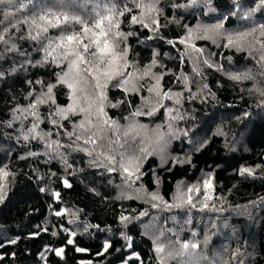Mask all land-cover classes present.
I'll return each mask as SVG.
<instances>
[{
    "label": "trees",
    "instance_id": "trees-1",
    "mask_svg": "<svg viewBox=\"0 0 264 264\" xmlns=\"http://www.w3.org/2000/svg\"><path fill=\"white\" fill-rule=\"evenodd\" d=\"M56 2L0 0V19L4 12L17 9L22 3L27 4L26 12L31 13L54 7ZM78 2L81 7L73 10L85 15L91 13L90 4L85 5L84 0ZM115 2L123 6L131 0ZM186 2L159 0L162 27L156 34L130 25L127 16L121 18L120 30L135 33L126 41L129 60L142 70L151 64L153 54L159 53L155 58L162 67H154L152 71L166 73L161 82L165 90L182 93L178 105L165 101L177 110L173 115L182 117L172 121L175 134L167 137L162 154H153L144 161L143 175L131 186L120 171L108 172L91 166V158L84 152L62 149L71 165L67 167L39 139H23L33 118L13 120L14 109L28 105L30 98L26 97L30 91L33 96L41 91L36 81H43L45 85L54 83L55 73L61 69L51 63H40L43 52L39 44L19 38L26 35L23 25L21 32L15 34L17 50L6 51L0 45V167L6 166L13 174L7 180L6 196L0 203V264H83L86 261L159 264L154 250L156 237L164 243L177 238L198 243L199 247L190 249V255L183 258L185 264H264V107L259 106V94L250 91L256 86L264 87V76L246 51L223 47V39L214 43L211 39L194 38L192 43L204 50L203 56H194L200 60L209 58L223 69L217 71L200 63L202 75L197 76L192 70L193 59L184 56L181 60L185 45L179 43L188 28L210 26L224 17H227L224 29L229 32L258 27L264 24V8L243 19L242 13L255 8L259 0H239L240 9L235 16L230 14L236 10L233 0H208L207 4L174 7ZM22 14L18 12L17 16ZM169 40L176 41L175 46ZM243 72H250L255 79L237 82L226 75ZM181 75L189 77L188 88L195 94L194 98L183 79L177 80ZM151 83L145 77L137 81L142 86L140 91L127 95L110 86L109 100L125 103L107 108L109 116L125 125L124 117L150 98L147 88ZM54 94L61 107L71 102L69 90L63 85H58ZM54 107L40 106L43 122L39 130L58 131L46 118ZM79 119L70 117L72 121ZM135 119L150 128L164 124L162 131H167L164 109L154 116ZM62 123L71 130L68 120ZM57 138L67 142L66 137L55 134L50 139ZM246 167L254 169L252 176L240 175L239 170ZM209 176L212 199L203 211L199 210V204L196 208L153 207L155 202L146 195L158 192L172 202L177 184L185 187L200 184L203 191V181ZM65 179L71 187L64 186ZM53 192L60 193L59 200ZM61 209L65 214L56 216L55 212ZM122 215L128 220L122 222ZM69 238L72 244L67 243ZM12 240L16 243H10ZM106 242L111 245L108 251L98 255ZM77 247L86 251L77 252ZM58 248H64L62 256L55 254ZM136 255L139 260L135 259ZM169 264L177 261L171 260Z\"/></svg>",
    "mask_w": 264,
    "mask_h": 264
},
{
    "label": "snow or ice",
    "instance_id": "snow-or-ice-1",
    "mask_svg": "<svg viewBox=\"0 0 264 264\" xmlns=\"http://www.w3.org/2000/svg\"><path fill=\"white\" fill-rule=\"evenodd\" d=\"M84 3L85 5L90 4L92 7V11L88 15L73 10L81 7L78 0H57L56 6L41 8L39 11L31 13L26 12L27 4L22 3L17 9L3 13V19H0V25H2L0 26V45L5 46L6 51L17 50L15 34L21 32V25H23L26 35L19 38L29 39L39 44L40 50L43 52L40 63H51L61 69L55 73L54 83L45 85L43 81H36L41 85V91L35 96L30 91L26 97L30 98V102L27 106L15 108L12 118L19 120L32 117L31 127L27 129L23 139L26 141L30 137L39 139L44 143L45 148L58 156L67 167H71V165L68 164L62 149L84 152L91 158L89 161L91 166L103 168L108 172L120 171L125 181L131 186L143 175L141 168L144 161L153 154H162L168 142L167 137L175 134L172 121L182 119V117L178 114L173 115L177 110L167 106L165 101L171 100L178 105L181 103L182 93H173L171 89L165 90L161 82L166 73L152 71L154 67H162L155 58L159 53H154L151 64L142 70L137 69L129 60V46L126 41L129 36L135 33L120 30L121 18L127 16L130 25H138L140 28L156 34L162 27L159 19L162 9L159 7V0H131L130 4L125 3L123 6L116 3L115 0H84ZM198 3L207 4L208 0H187L186 4H177L174 7H191ZM233 4L236 10L230 14L235 16L240 9L239 0H233ZM261 8H264V0H259L255 8L242 13L241 18L248 19ZM18 12L23 14L17 16ZM226 19L227 17H224V20ZM224 20L210 26L197 25L196 28H188L186 36L179 40L180 44L185 45V51L181 53V60L183 61L184 56L193 59L192 70L197 76L202 75L200 63L208 68L222 71V66L213 63L209 58L200 60L199 56H194V54L203 56L204 50L197 48L192 41L194 38L211 39L216 43L218 39H223L225 41L223 47L246 51L260 67V75L264 76V24L229 32L224 29ZM53 30H55L54 34H50ZM168 43L175 46L176 41L169 40ZM129 69H133V71H129ZM226 75L229 79L237 82L255 79L250 72L226 73ZM145 77L152 81L147 88L151 94L150 98L145 100L140 107L131 111L129 116L124 117L127 123L121 125L119 121L109 116L106 109L119 107L125 101L120 100L113 103L109 100L108 89L110 86L120 89L125 95L130 92L138 93L142 86H139L137 81ZM180 79H183L185 88L191 94V89L188 88L189 77L181 75L177 77V80ZM29 83L32 82L29 81ZM58 85H63L69 90L68 99L71 102L66 107L57 105L54 89ZM203 87L206 88L207 85H203ZM252 90H255L261 97L259 106L264 107V87L256 86L254 89H250V91ZM191 96L194 98L195 94H191ZM42 105L55 106L46 117L53 129L58 130L55 133L52 130L47 132L39 130L40 124L43 122L39 110ZM161 109H164L167 117L166 132L162 131L165 127L164 124H157L154 128H150L147 124L140 123L135 119L141 116H154ZM16 113L21 115L18 116ZM75 116L80 119L78 121L70 120V117ZM65 120L71 123V130L65 128L62 123ZM54 134L56 137H66L67 142L59 138L50 139ZM218 134L223 135L222 132ZM29 155H36V153H29ZM239 171L242 176L254 174V169L250 167L241 168ZM12 175L6 166L0 167V203L5 199L7 180ZM63 183L65 187H71L66 179ZM212 191V179L209 176L203 181V191H201L200 184L188 187L177 184L172 202L165 200L158 192L146 193V195L150 201L155 202L152 204L153 207L162 205L165 209L184 206L196 208L199 204V210L203 211L209 207ZM53 196L59 200L60 193L53 192ZM127 198L131 199L132 196H127ZM64 214V209L55 212L56 216ZM144 214L141 213V215ZM127 220L128 217L121 216L122 222ZM55 234L53 233V235ZM161 235H163L162 232ZM10 243L14 244L16 241L12 240ZM67 243L72 244L73 240L69 238ZM154 244L159 264H169L171 260H176L177 264H185L183 258L190 255V249L195 250L199 247L196 242L181 241L179 238L164 243L160 241V237H156ZM110 246L106 242L103 245V252L98 255H103ZM54 251L57 256H62L64 248ZM76 251L84 252L86 250L77 247ZM135 259L139 260L140 257L136 255ZM83 264H92V262L86 261Z\"/></svg>",
    "mask_w": 264,
    "mask_h": 264
}]
</instances>
